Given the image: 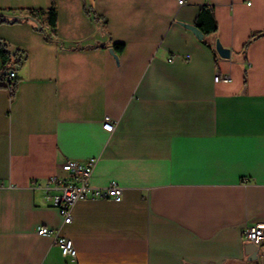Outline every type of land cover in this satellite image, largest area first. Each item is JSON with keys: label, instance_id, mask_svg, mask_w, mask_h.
<instances>
[{"label": "crops", "instance_id": "obj_1", "mask_svg": "<svg viewBox=\"0 0 264 264\" xmlns=\"http://www.w3.org/2000/svg\"><path fill=\"white\" fill-rule=\"evenodd\" d=\"M53 3L55 30L0 24L27 53L14 96L0 87V264H264L244 239L264 223V0H0V15ZM203 10L205 40L188 28ZM92 158L89 184L122 200H81L63 225L34 185Z\"/></svg>", "mask_w": 264, "mask_h": 264}, {"label": "built area", "instance_id": "obj_2", "mask_svg": "<svg viewBox=\"0 0 264 264\" xmlns=\"http://www.w3.org/2000/svg\"><path fill=\"white\" fill-rule=\"evenodd\" d=\"M179 5H185L186 0H178ZM16 78V71H11L6 79L1 81L6 87ZM216 81L220 76L215 77ZM224 80H227L224 78ZM115 125L110 118H106L103 129L109 133L114 132ZM97 164V159L92 158L87 163L81 164L75 161H67L59 168L66 176L59 173L50 176L45 185L35 184L36 190H44L46 201L58 208L63 225L73 222L74 206L81 200H105L112 198L116 202L122 200L123 190L116 184H111L106 189L95 188L89 184L90 177ZM37 234L50 236L54 243L62 250L64 256L76 259V250L73 240L61 235L58 231L48 227H38ZM244 239L247 243L256 245L259 249L264 245V223H257L246 228Z\"/></svg>", "mask_w": 264, "mask_h": 264}, {"label": "trees", "instance_id": "obj_3", "mask_svg": "<svg viewBox=\"0 0 264 264\" xmlns=\"http://www.w3.org/2000/svg\"><path fill=\"white\" fill-rule=\"evenodd\" d=\"M43 18L50 28H52L53 30L57 28L58 13L56 10L55 3L52 4V7L49 10H29L27 12V15L25 16L17 17L9 15H0V24H14L23 21L34 22L33 20H35L36 23H34L36 24V28L38 30H42L45 33L43 26L38 21L42 20ZM104 24L105 23H102L103 27ZM38 25L40 27H38ZM194 27H196L204 35V38L202 40H205L206 37L215 34L218 31V22L214 16L213 11L203 10L198 16ZM102 32L105 33L104 29H102ZM45 37L48 41L50 40V37L48 35H46ZM255 37L257 36L254 35L252 39H254ZM124 48L125 46L123 44H115L112 50L116 55H119L124 51ZM26 59L27 53L25 51L21 49L12 51L9 49L5 41L0 39V60L2 62V69L0 71V87H6L1 84V81L6 79L11 71H16L18 67L22 66ZM16 87V83H11L10 87H7L10 90L12 97L16 92Z\"/></svg>", "mask_w": 264, "mask_h": 264}, {"label": "water", "instance_id": "obj_4", "mask_svg": "<svg viewBox=\"0 0 264 264\" xmlns=\"http://www.w3.org/2000/svg\"><path fill=\"white\" fill-rule=\"evenodd\" d=\"M17 17H20V16H17ZM33 21L36 23L35 20H33ZM38 27H40V26L38 25ZM188 28L191 29L199 39L202 40L204 38V35L196 27L188 26ZM111 51L113 52V50H111ZM216 51L219 54V56L224 58V59H230V57H231L230 50L224 48L220 44L219 41H217V43H216ZM246 250H247V254L249 255L250 261H255L258 259L259 248L256 245L249 243L246 246Z\"/></svg>", "mask_w": 264, "mask_h": 264}]
</instances>
